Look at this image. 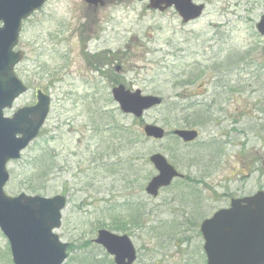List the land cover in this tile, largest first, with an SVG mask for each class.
Segmentation results:
<instances>
[{
	"label": "rangeland",
	"instance_id": "rangeland-1",
	"mask_svg": "<svg viewBox=\"0 0 264 264\" xmlns=\"http://www.w3.org/2000/svg\"><path fill=\"white\" fill-rule=\"evenodd\" d=\"M147 4L108 0L95 17L82 0H48L22 26L16 50L25 57L16 74L28 91L4 116L34 104L37 90L51 103L39 137L7 164L4 193L66 197L55 231L68 244L64 264H113L93 243L103 229L130 237L134 264H206L199 226L223 201L203 202L198 171L189 166L209 139L229 149L247 136L253 170L236 171L249 177L226 185L227 191H264V38L255 27L264 0H208L202 17L189 25L174 11H151ZM117 85L160 97L162 105L141 121L123 115L110 93ZM211 101H219L217 107ZM208 106L217 119L209 124L212 132L198 118ZM186 121L201 134L183 148L172 131ZM145 124L163 128L166 137L145 138ZM119 128L129 129L128 140ZM153 154L187 178L156 198L144 192L156 175L148 160ZM228 172L223 167L217 175ZM0 264H13L1 231Z\"/></svg>",
	"mask_w": 264,
	"mask_h": 264
},
{
	"label": "water",
	"instance_id": "water-1",
	"mask_svg": "<svg viewBox=\"0 0 264 264\" xmlns=\"http://www.w3.org/2000/svg\"><path fill=\"white\" fill-rule=\"evenodd\" d=\"M47 0H0V231L9 243L13 264H63L68 245L59 241L54 231L60 228L61 212L66 199L20 194L8 197L4 186L9 180L6 165L18 160L21 153L37 138L50 110V98L36 92V103L17 110L12 117L4 111L27 92V87L15 73L24 58L22 51H14L19 43L22 23ZM91 5H103L101 0H83ZM192 0H148V8L164 12L173 8L184 24L198 19L203 6ZM264 38V16L256 24ZM111 96L124 115L142 119L143 115L162 104L157 96H143L140 91L127 90L123 85L114 87ZM146 138L162 140L164 130L156 125L143 126ZM174 136L184 143L197 139L195 130H175ZM150 163L157 171L144 191L157 197L173 179L183 178L160 154L152 155ZM206 264H264V192L251 197L232 200L228 210L215 213L200 225ZM94 243L113 257L114 264H133L135 248L127 235H116L107 230L97 232Z\"/></svg>",
	"mask_w": 264,
	"mask_h": 264
},
{
	"label": "flooded vegetation",
	"instance_id": "flooded-vegetation-1",
	"mask_svg": "<svg viewBox=\"0 0 264 264\" xmlns=\"http://www.w3.org/2000/svg\"><path fill=\"white\" fill-rule=\"evenodd\" d=\"M193 2L194 4H197V5H203L204 8H206L208 4V0H194ZM107 4H108V0H104L103 5L107 6ZM90 7L94 15L98 9L102 8V7L99 8L98 6H94V5L89 6V8ZM96 16L97 15H95V17ZM194 22H191L189 24H192ZM0 26L2 25L0 24ZM199 103L204 104L206 103V101L205 100L203 102L199 101ZM209 103H214L215 107H217L216 103H219V101H211ZM207 108H208L207 115H201L200 117H198L200 119L199 123H201L202 126L208 123L207 126H205L203 129L207 130L209 128L208 131L212 132L211 130L214 129L215 127L214 126L209 127V124L211 123L215 124L217 122V119L215 116H211V113H213V111L209 108V106ZM185 128L187 129V127L182 126L180 129H185ZM197 132L199 136L201 132L199 130H197ZM244 133H246V131ZM176 140L178 143L183 145L185 148H188V146L195 143L193 142L189 144H183L180 140L178 139ZM243 142L244 143H241L238 148L223 149L222 147H217L216 144H214L213 139H209L203 143L204 146L202 147L200 153L196 156V162L192 163L189 166L190 168L196 167L198 171V174H199L198 182H199V185L203 188L202 191L204 192V195H202L203 200H204L203 202L217 201V202L222 203L223 201V205L213 207V212L211 216L203 219L202 222L205 221L206 219H210L215 213L221 210H228L231 206L232 200H241L247 197H251L254 193L261 191V189H259L255 191L254 193H250V192H247L243 186H241L236 193H231L227 191L226 185H229L230 183L235 182V181H238L240 184H243L245 178L249 177L248 173L246 175H242L240 172L236 174V171H239L241 169L244 171L253 170L251 169L252 166L250 165V163L254 162L253 157H252V149L246 147L247 142H248L247 136L244 137ZM242 145H244V147ZM227 150L228 152L230 151V153H224ZM229 155H232V156L228 157ZM257 161L258 162L262 161V158L260 157V159H258ZM223 167L225 170L229 169L228 174L227 175H222V174L217 175ZM257 171H259V169H257ZM214 177H217V180L215 183L211 184L210 180ZM234 177H238L239 180L234 179ZM220 189H222V191H220ZM199 233H200V226H199ZM202 250H203V245H202ZM203 254H204V251H203ZM204 257H205V254H204ZM205 263H206V257H205Z\"/></svg>",
	"mask_w": 264,
	"mask_h": 264
},
{
	"label": "trees",
	"instance_id": "trees-1",
	"mask_svg": "<svg viewBox=\"0 0 264 264\" xmlns=\"http://www.w3.org/2000/svg\"><path fill=\"white\" fill-rule=\"evenodd\" d=\"M262 111L264 112V105H263ZM262 122L263 123L261 124L259 131L262 134H264V121H262ZM185 124H186V126H189L190 123L188 121H186ZM113 130H115V129H113ZM116 131L119 132L120 134H122L123 139L128 140V137H129V133H128L129 132V129L119 128V129H116ZM44 174H45V172H43V173H36L35 176L38 179L39 177H41V175H44ZM30 190H31V192L36 193L34 189L30 188Z\"/></svg>",
	"mask_w": 264,
	"mask_h": 264
}]
</instances>
